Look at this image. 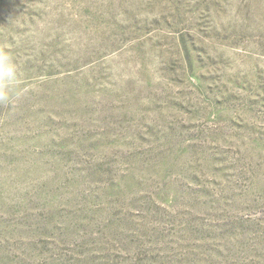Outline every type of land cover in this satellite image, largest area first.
I'll return each instance as SVG.
<instances>
[{
  "label": "rangeland",
  "instance_id": "obj_1",
  "mask_svg": "<svg viewBox=\"0 0 264 264\" xmlns=\"http://www.w3.org/2000/svg\"><path fill=\"white\" fill-rule=\"evenodd\" d=\"M0 264H264V0H0Z\"/></svg>",
  "mask_w": 264,
  "mask_h": 264
},
{
  "label": "clouds",
  "instance_id": "obj_2",
  "mask_svg": "<svg viewBox=\"0 0 264 264\" xmlns=\"http://www.w3.org/2000/svg\"><path fill=\"white\" fill-rule=\"evenodd\" d=\"M17 83L15 65L7 54L0 53V101L8 100Z\"/></svg>",
  "mask_w": 264,
  "mask_h": 264
}]
</instances>
